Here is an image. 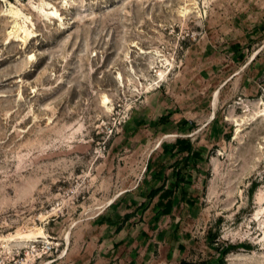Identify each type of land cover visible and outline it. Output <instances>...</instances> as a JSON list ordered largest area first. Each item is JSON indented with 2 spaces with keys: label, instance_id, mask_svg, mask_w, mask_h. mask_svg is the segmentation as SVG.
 <instances>
[{
  "label": "rangeland",
  "instance_id": "rangeland-1",
  "mask_svg": "<svg viewBox=\"0 0 264 264\" xmlns=\"http://www.w3.org/2000/svg\"><path fill=\"white\" fill-rule=\"evenodd\" d=\"M93 256L264 264V0H0V264Z\"/></svg>",
  "mask_w": 264,
  "mask_h": 264
},
{
  "label": "crops",
  "instance_id": "crops-1",
  "mask_svg": "<svg viewBox=\"0 0 264 264\" xmlns=\"http://www.w3.org/2000/svg\"><path fill=\"white\" fill-rule=\"evenodd\" d=\"M162 141L160 142V146H161ZM191 143V142H190ZM164 144V143H163ZM192 144V143H191ZM175 146V145H174ZM193 150L194 145L192 144ZM162 162H164L162 164V167L160 170H156L153 171L152 175H146L143 182L147 183L148 186L147 187H142V185H140V193H142V198L141 201H144V199L148 197V199L153 198L155 200V203L153 205H151V207H153L154 209L157 208V206L161 207V212L162 211H170L173 210V205H174V201L172 199H174V196L176 195L177 189H179L180 191H182L184 189V186L186 183H174L173 179H172V172L174 170L177 169L176 164L178 162L174 161V159L172 160V158H166L164 159ZM148 171L150 172L151 170L148 169ZM183 172L186 173V177H188V175L190 174L189 171H185L182 170ZM189 178H187L188 180ZM162 187L160 189V191L155 194L154 196H150V191L154 190L158 187ZM163 192H165V194H162ZM173 201V202H172ZM141 203L139 202L138 205H140ZM127 216H129L130 214H126ZM109 223V222H106ZM105 225V224H102ZM107 225V224H106ZM97 256V254H96ZM93 256L91 258L92 263L94 264L95 262H97L98 260H102V258Z\"/></svg>",
  "mask_w": 264,
  "mask_h": 264
},
{
  "label": "trees",
  "instance_id": "trees-1",
  "mask_svg": "<svg viewBox=\"0 0 264 264\" xmlns=\"http://www.w3.org/2000/svg\"><path fill=\"white\" fill-rule=\"evenodd\" d=\"M168 117H169L168 114H162L161 116H159L155 120V123L156 122L157 123H164L165 121H167ZM175 146L176 147L178 146L177 147V150L178 151H181L182 150V151L185 152V158H188V157L190 158L191 156L193 157V155L196 156V154H195L196 153V150L195 149L193 150L192 144L190 143L189 140H186L185 141V140H182V139H177L175 141ZM171 154L174 156L175 155V151H172ZM185 165H186V163L184 164V166ZM182 170H183V168L179 166V167H177L176 170H174L172 172L171 176H172V179H173V181H174L175 184L176 183H182V182L183 183H186L187 178H189V175H188V177H186V173L183 172ZM161 188L162 187L160 186V187H158V188H156L154 190H151L150 193H149L150 196H154L155 194H157L160 191Z\"/></svg>",
  "mask_w": 264,
  "mask_h": 264
},
{
  "label": "bare ground",
  "instance_id": "bare-ground-1",
  "mask_svg": "<svg viewBox=\"0 0 264 264\" xmlns=\"http://www.w3.org/2000/svg\"><path fill=\"white\" fill-rule=\"evenodd\" d=\"M180 12L182 13V15H185L184 7H182V9L180 10ZM50 16L53 17L54 16L53 13H50ZM25 34L28 35L29 32H27ZM105 101H106V97L104 96L102 102L104 103ZM10 236H12V235H10ZM19 237L20 238L21 237H25L26 240H30V241H33L34 242V241H37L36 237H43V236H41L39 234L33 235L31 232H29V233H25L23 235H20Z\"/></svg>",
  "mask_w": 264,
  "mask_h": 264
}]
</instances>
